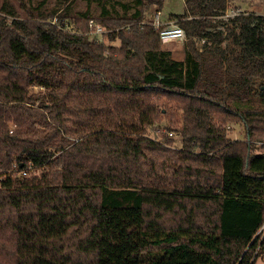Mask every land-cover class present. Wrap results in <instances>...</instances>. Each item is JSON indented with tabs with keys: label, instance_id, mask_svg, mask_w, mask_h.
Here are the masks:
<instances>
[{
	"label": "trees",
	"instance_id": "16d2710c",
	"mask_svg": "<svg viewBox=\"0 0 264 264\" xmlns=\"http://www.w3.org/2000/svg\"><path fill=\"white\" fill-rule=\"evenodd\" d=\"M44 1L37 16L0 9V264H255L264 14L184 0L169 15L190 40L177 60L144 15L166 0H95L98 16L76 17L77 0ZM234 121L245 140L228 136ZM162 123L181 149L148 136Z\"/></svg>",
	"mask_w": 264,
	"mask_h": 264
},
{
	"label": "rangeland",
	"instance_id": "374dc122",
	"mask_svg": "<svg viewBox=\"0 0 264 264\" xmlns=\"http://www.w3.org/2000/svg\"><path fill=\"white\" fill-rule=\"evenodd\" d=\"M8 1L16 10L18 13L19 17H25L26 15L28 16H37L39 15V4L43 2V0H6ZM46 1V0H45ZM44 1V2H45ZM119 2H130L131 0H116ZM243 4L240 6L244 10H246L248 13H250L247 9V3L251 0H239ZM5 0H0V9L3 6ZM258 2V10L260 13L261 10H264V0H257ZM54 0H48L47 5L42 11L48 13L49 9L48 8H53L54 5ZM88 4H92V10L96 16L99 15L100 10L98 9L97 6V1L95 0H77L75 2L74 6V11L71 13L73 17H76L77 12H84L88 6ZM235 5V4H234ZM232 8V7H230ZM185 11V4L184 0H166L164 8L160 14L162 21L163 22H168L169 20V15L171 14H181L184 13ZM264 12V11H262ZM262 14V13H261ZM264 14V13H263ZM145 15V20L146 21H154L155 18V12L150 11V10H145L144 12ZM54 20V19H53ZM52 21V20H51ZM178 23V22H177ZM101 24V23H100ZM179 24V23H178ZM102 25V24H101ZM180 25V24H179ZM72 30V27H71ZM108 33V30L106 29V33L98 38L97 40L100 41H105L106 37L105 35ZM195 43V47H197L199 50H202L203 43L199 39H194L193 40ZM107 42V40H106ZM190 43V40L188 37L182 41H173V42H163L161 47L162 49L170 50L172 52V55L175 59L177 60H183L185 57V46ZM109 44V42H107ZM115 46L119 47L120 43L115 42ZM167 122V121H166ZM226 129H227V134L228 136L233 139V140H245L247 133H246V128L243 125V123H239L237 121L234 122H228L226 124ZM170 133L173 134V136L170 135ZM158 135L161 136H167L163 142L164 146L169 149L170 151H177L181 149V138L180 135L177 131L173 129H167L165 124L162 123L161 125H158L156 127H153L148 131V136L152 138H158ZM163 139V138H162ZM256 152L261 153L264 151V145L263 142H256ZM255 264H264V256H260Z\"/></svg>",
	"mask_w": 264,
	"mask_h": 264
},
{
	"label": "built area",
	"instance_id": "2783aa9c",
	"mask_svg": "<svg viewBox=\"0 0 264 264\" xmlns=\"http://www.w3.org/2000/svg\"><path fill=\"white\" fill-rule=\"evenodd\" d=\"M160 14L161 12L155 13L154 21L151 24L155 27V29L160 30V37L163 42L182 41L186 39L187 37L186 32L181 27V25H179L176 21L163 22ZM247 14L249 13L243 8L234 7L226 11L225 15L223 16V19L229 20L237 16L247 15ZM57 21H58L57 19H54L51 23L56 24ZM142 23H145V21ZM60 27L67 31H75L73 25L71 26L60 25ZM105 33H106V29L102 25L98 24L95 20H90L89 32L87 34L90 36L91 40H97ZM200 41L204 44L206 42V39H200ZM27 175H28L27 171L22 172V176H27ZM262 231L264 233V226L262 228Z\"/></svg>",
	"mask_w": 264,
	"mask_h": 264
},
{
	"label": "crops",
	"instance_id": "0c3cea01",
	"mask_svg": "<svg viewBox=\"0 0 264 264\" xmlns=\"http://www.w3.org/2000/svg\"><path fill=\"white\" fill-rule=\"evenodd\" d=\"M235 4V5H234ZM243 4L241 3V1H239V0H232L231 1V6L230 7H232V8H234V7H240V6H242ZM258 2H257V0H251V1H249L248 3H247V6H248V8L249 9H247L250 13H256V14H263L264 12H262V11H264L263 9L261 10V12L260 13H258L259 12V10H258ZM228 9H231V8H228Z\"/></svg>",
	"mask_w": 264,
	"mask_h": 264
}]
</instances>
